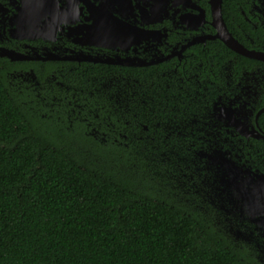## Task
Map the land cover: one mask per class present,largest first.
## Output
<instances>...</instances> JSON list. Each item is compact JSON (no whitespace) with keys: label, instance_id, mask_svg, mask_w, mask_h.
Instances as JSON below:
<instances>
[{"label":"flooded vegetation","instance_id":"obj_1","mask_svg":"<svg viewBox=\"0 0 264 264\" xmlns=\"http://www.w3.org/2000/svg\"><path fill=\"white\" fill-rule=\"evenodd\" d=\"M217 2L0 0V83L264 264V0Z\"/></svg>","mask_w":264,"mask_h":264},{"label":"trees","instance_id":"obj_2","mask_svg":"<svg viewBox=\"0 0 264 264\" xmlns=\"http://www.w3.org/2000/svg\"><path fill=\"white\" fill-rule=\"evenodd\" d=\"M19 106L0 83V264L253 263L152 189L155 161L136 172L129 148L42 128Z\"/></svg>","mask_w":264,"mask_h":264},{"label":"water","instance_id":"obj_3","mask_svg":"<svg viewBox=\"0 0 264 264\" xmlns=\"http://www.w3.org/2000/svg\"><path fill=\"white\" fill-rule=\"evenodd\" d=\"M219 2H220V0H218V2H217L216 5H215L216 8H218V12H219V8H220V7H219ZM209 4H210V1H209ZM218 15H219V13H218Z\"/></svg>","mask_w":264,"mask_h":264}]
</instances>
